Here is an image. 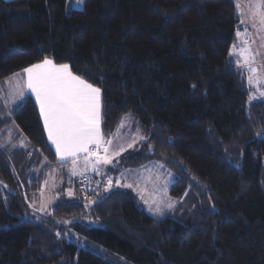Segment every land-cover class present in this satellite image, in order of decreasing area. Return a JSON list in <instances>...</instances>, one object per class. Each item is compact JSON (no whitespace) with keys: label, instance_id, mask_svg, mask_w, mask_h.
I'll return each instance as SVG.
<instances>
[{"label":"trees","instance_id":"16d2710c","mask_svg":"<svg viewBox=\"0 0 264 264\" xmlns=\"http://www.w3.org/2000/svg\"><path fill=\"white\" fill-rule=\"evenodd\" d=\"M238 26L233 0H0V85L67 65L101 93L103 142L126 116L144 136L108 167L113 187L69 175L37 215L63 166L34 99L10 114L0 100V264H264V100L248 102L230 55ZM151 162L173 172L179 202L160 220L115 184Z\"/></svg>","mask_w":264,"mask_h":264},{"label":"rangeland","instance_id":"374dc122","mask_svg":"<svg viewBox=\"0 0 264 264\" xmlns=\"http://www.w3.org/2000/svg\"><path fill=\"white\" fill-rule=\"evenodd\" d=\"M233 2L237 9L239 26L236 30V42L232 46L231 55L244 77L249 91L248 102L262 101L264 100V95H261V93H264V24L261 23V14L264 13V8H258V6L264 2L263 0H233ZM16 79H18L16 76L10 77L4 85H0V100L9 114L17 106L18 99L20 101L22 97V91L16 84L18 83ZM2 87L3 92L1 91ZM9 93H12V96ZM132 122L130 116L124 117L121 123L123 126H120L116 134L110 139L112 143L109 145L106 143L107 141H102L101 149L107 148V153L101 152L99 148L92 145L88 151L90 161L92 162L97 156L106 157L111 160V163L107 165L101 163L100 165L108 168L121 153L142 143L144 136L138 128L133 127ZM263 137L264 129L258 133V139ZM6 142L11 144L12 138H9ZM11 145H14V142ZM129 145H132V147H129ZM91 150L95 152V155H91ZM115 153L120 154L115 155ZM69 173L67 168L60 167L52 168L46 172L41 190L37 194L34 203L30 204V208L35 214L43 215L47 213L48 208L58 199L56 189L62 185L66 177L69 178ZM92 175L98 177L99 173H95L93 168L72 177L80 179ZM109 180L112 182L111 184L108 183ZM173 180V172L160 162H151L142 168L130 170L123 177V185L121 186L127 188L125 185H131L128 189L134 191L144 209L151 216L160 220L172 215L179 204L177 200L169 196V189ZM98 181L103 183V191H107L110 186L113 187L114 185L112 179L103 175L99 176ZM88 189L85 188L87 192H89ZM70 193L73 194L72 191L68 190L67 194L69 196H71Z\"/></svg>","mask_w":264,"mask_h":264},{"label":"snow or ice","instance_id":"6c2138e0","mask_svg":"<svg viewBox=\"0 0 264 264\" xmlns=\"http://www.w3.org/2000/svg\"><path fill=\"white\" fill-rule=\"evenodd\" d=\"M75 3L79 5L82 0H75ZM258 8H264V3ZM261 16L264 24V13ZM26 75V89L36 96L49 139L56 146L60 160L77 152H88L90 144L101 147L99 89L73 75L67 65L55 67L50 60L26 69ZM106 143L110 145L112 142L108 140ZM103 151L107 153L108 149ZM96 162L107 165L111 160L97 156ZM108 183L112 182L109 180Z\"/></svg>","mask_w":264,"mask_h":264},{"label":"crops","instance_id":"0c3cea01","mask_svg":"<svg viewBox=\"0 0 264 264\" xmlns=\"http://www.w3.org/2000/svg\"><path fill=\"white\" fill-rule=\"evenodd\" d=\"M5 1H11V0H5ZM83 2V1H82ZM69 3L71 4L72 8L73 9H81L82 8V3L77 5L75 3V0H69ZM43 63V62H42ZM40 63V64H42ZM53 64V63H52ZM38 65V64H37ZM55 67H61V66H58V65H55L53 64ZM35 66V65H34ZM32 66V67H34ZM31 68V67H30ZM69 68V67H68ZM70 70V68H69ZM72 73V72H71ZM16 80H18V83H16L18 85V87H20L22 93H23V96L21 97V100L19 101L18 99V104H20L23 99H25L26 96H31L36 105H37V108L39 110V113H40V117H41V120H42V123L44 125V129H45V132H46V136H47V139H48V142L50 144V146L52 147V149L54 150L55 152V155H56V160L58 163L62 164V166H64L63 168H67L69 170V175L70 176H77L78 174H81L85 171H87L88 169H93L95 170V173H99V176L103 175L105 177H107V169L108 168H104L103 165H100L101 163H96V159H94L92 162L90 161L89 159V152H77L75 155H68L66 156V158L64 160H60L58 158V155H57V150H56V146L50 141L49 139V135H48V131L45 127V122H44V118L43 116L41 115V110H40V105L39 103L37 102V99H36V96L34 94H32L31 92H29L27 89H26V81H27V75H26V70L23 72V73H20L18 75H15ZM14 77V76H13ZM86 83V82H85ZM5 84V83H4ZM4 84H1L4 85ZM5 86H9V85H5ZM1 91L3 92V87L1 89ZM9 95L12 96V93H9ZM20 98V97H19ZM17 104V105H18ZM99 127H100V132H101V93H100V97H99ZM8 136V135H7ZM6 136V141L11 137H7ZM4 144H8V142H6ZM100 143H102V137H101V141ZM92 145L94 144H90L88 147L90 148ZM102 147V146H101ZM101 147L99 148L101 152H103V149H101ZM101 156V154H100ZM95 165V166H94ZM100 166V167H99ZM130 170H125L123 171L117 178V182H116V186L120 187V188H123L121 185H123V177L125 175L128 174ZM128 188V187H127Z\"/></svg>","mask_w":264,"mask_h":264},{"label":"built area","instance_id":"2783aa9c","mask_svg":"<svg viewBox=\"0 0 264 264\" xmlns=\"http://www.w3.org/2000/svg\"><path fill=\"white\" fill-rule=\"evenodd\" d=\"M91 153H92V150H91ZM78 180H79V183L81 184V186L83 185V187L86 186V187L91 188V189H98V188L103 189L104 188L103 187V183H101L100 181L95 179L93 177V175L92 176L83 177V178H80ZM110 188H111V186L109 187V189Z\"/></svg>","mask_w":264,"mask_h":264}]
</instances>
